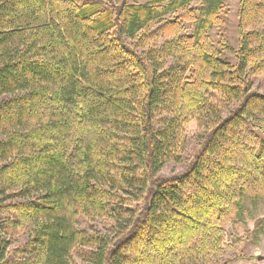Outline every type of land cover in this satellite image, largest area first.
Returning a JSON list of instances; mask_svg holds the SVG:
<instances>
[{
  "label": "trees",
  "instance_id": "trees-1",
  "mask_svg": "<svg viewBox=\"0 0 264 264\" xmlns=\"http://www.w3.org/2000/svg\"><path fill=\"white\" fill-rule=\"evenodd\" d=\"M224 3L0 0V231L27 238L9 264L221 251L227 222L264 197V93L249 78L264 74V0L239 1L234 64L210 36ZM190 121L203 129L193 159L157 175L181 160ZM81 214L109 218L112 234H85Z\"/></svg>",
  "mask_w": 264,
  "mask_h": 264
},
{
  "label": "rangeland",
  "instance_id": "rangeland-1",
  "mask_svg": "<svg viewBox=\"0 0 264 264\" xmlns=\"http://www.w3.org/2000/svg\"><path fill=\"white\" fill-rule=\"evenodd\" d=\"M144 1L127 0L129 3ZM239 1L225 0L224 7L219 13V20L210 32L211 38L216 42L220 40L228 42L232 50L225 52L224 57L233 64L236 61L234 52L238 48L237 10ZM198 5L199 1H196L191 4V7ZM181 12L182 10L178 14ZM170 16V14L166 15V17ZM158 24H154V27ZM184 25L183 32L190 33L192 25L190 23H185ZM249 78L251 90L264 93V74L251 75ZM232 107L233 105L230 108ZM223 114H227V111H224ZM202 133L203 129L198 123L190 121L185 127V146L181 154V160L179 162H166L157 172V175L165 177L184 171L198 150ZM10 202L7 201V203ZM245 205L247 212L244 216H241L239 220L233 219L227 222L221 251L217 254L214 253L208 261L199 262V264H264V227L256 223L258 219L264 216V197L260 198L255 205H251L246 200ZM5 215L4 213L0 217L4 218ZM11 216L13 217V214ZM76 226L84 231L85 234L111 235L114 230V222L105 216L92 217L81 214L76 218ZM0 237L3 240L4 253V260L1 264L22 260L25 255L22 250L24 248L27 249L25 247L27 238L24 230L22 228H14V226L8 224L0 231ZM79 249L84 248L80 247ZM72 255L75 264H83L77 256V252L74 251ZM258 256H262V258L258 259ZM230 259L232 260L230 261Z\"/></svg>",
  "mask_w": 264,
  "mask_h": 264
},
{
  "label": "water",
  "instance_id": "water-1",
  "mask_svg": "<svg viewBox=\"0 0 264 264\" xmlns=\"http://www.w3.org/2000/svg\"><path fill=\"white\" fill-rule=\"evenodd\" d=\"M262 258V256H258V259H261Z\"/></svg>",
  "mask_w": 264,
  "mask_h": 264
}]
</instances>
